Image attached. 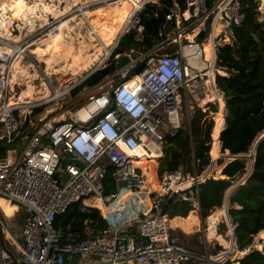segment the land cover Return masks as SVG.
I'll return each instance as SVG.
<instances>
[{
  "label": "built area",
  "instance_id": "1",
  "mask_svg": "<svg viewBox=\"0 0 264 264\" xmlns=\"http://www.w3.org/2000/svg\"><path fill=\"white\" fill-rule=\"evenodd\" d=\"M114 1L92 0L82 7ZM164 1L140 0L115 40L103 49L107 58L96 69L111 63L116 67L120 58H128L112 74L87 83L95 71L84 74L78 82L70 74L44 72L42 81L49 91L45 102L80 89L74 93L78 96L61 109L67 118L48 116L53 112L48 110L37 123L32 122L27 105L14 99L17 81L12 80L11 66L18 55L23 60L32 56V43L27 39L44 36L56 25L47 24L21 40H10L1 33L9 21L0 8V148H5L0 157V198L19 207L22 234L18 243L0 207V264H225L231 251L241 254L251 249L234 248L233 238L229 249L209 254L203 244L199 262H192L197 257L195 252L171 233V218L157 210L162 198L170 195L187 203L201 219L199 184L210 177L206 169L200 173L181 168L161 173L157 176L158 190L149 198L150 207L143 214L133 208L131 198L118 202L119 188L139 186L145 178L136 164L138 152L159 161L168 137L189 121L182 120V106L190 104L192 113L201 109L199 103L212 88L222 98L216 75L230 77L236 72L217 63V52L236 40L235 27L244 19L240 0ZM146 4L165 8L156 37L140 48L128 44L108 62V56L131 28L136 31L135 39L141 40L139 12ZM257 10L258 20L264 21L260 0ZM205 43L211 47L210 59L206 58ZM52 76L56 87L48 80ZM231 155L241 158L240 154ZM63 159L68 162L61 167ZM249 160V167L230 188L249 176L253 159ZM108 178L116 188L112 192L106 191ZM76 201H80L81 212L98 209L106 226H90L84 221L75 230L68 221L56 227V216ZM99 205L110 208L104 213ZM225 212L220 221L226 222L232 235L235 224L227 209Z\"/></svg>",
  "mask_w": 264,
  "mask_h": 264
},
{
  "label": "trees",
  "instance_id": "2",
  "mask_svg": "<svg viewBox=\"0 0 264 264\" xmlns=\"http://www.w3.org/2000/svg\"><path fill=\"white\" fill-rule=\"evenodd\" d=\"M164 2L169 3L168 0ZM240 2L244 19L235 27L236 40L232 46L221 47L217 52V63L229 71L234 69L236 72H231L232 79L218 74L215 77L217 87L229 98L224 100V125L219 132L214 133L217 138L219 133L221 151L227 150L230 154L247 153L256 138L264 131V21L258 20L259 0H240ZM164 13V7L146 4L139 12L140 23L143 25L141 40L135 39L136 31L131 28L121 37L112 55L123 52L128 44H133L137 48H140L141 44H149L156 37ZM141 66L135 71L140 70ZM103 71L94 72L86 82H98L104 75ZM78 89L80 87L74 89L72 94ZM219 109L223 111L224 106ZM209 111L216 112V105L210 104L206 110L194 109L189 121L183 123L184 125L177 129L172 137H168L160 160L147 161L152 175H156L155 172L158 175L179 168L189 172L195 169L200 173L209 165L211 132L214 125ZM155 163H157L156 169ZM245 167L244 159H232L221 170L220 175L224 177L210 176L199 184L202 218L221 206L231 181L240 177L245 172ZM114 190L115 186L108 178L106 191ZM228 201L227 213L231 222L235 224L233 228L235 244L238 250H244L251 246L253 237L264 230V137L256 143L251 173L235 188ZM79 204L80 201L73 202L63 213L58 214L55 226H62L68 221L72 222V229L75 230L80 229L84 221L90 226H106V221L101 217L98 209L91 208L89 212H81ZM0 207L6 216L10 215L9 222L12 226H20L17 215L19 208L14 210L15 207L6 201H1ZM157 210L169 218L181 216L179 218L183 219L192 212L187 203L175 200L174 196L170 195L162 198ZM226 227L225 221L218 222L216 233L227 238ZM171 233H174V229ZM180 234L182 243L191 248L197 256L192 262H199L198 256L202 253L203 246L198 241L197 235L192 237L181 231ZM217 247L222 248L220 245ZM236 261L239 264H264V251L251 247ZM226 264L231 262L227 260Z\"/></svg>",
  "mask_w": 264,
  "mask_h": 264
},
{
  "label": "bare ground",
  "instance_id": "3",
  "mask_svg": "<svg viewBox=\"0 0 264 264\" xmlns=\"http://www.w3.org/2000/svg\"><path fill=\"white\" fill-rule=\"evenodd\" d=\"M78 2H80V0H68L67 5L63 8V10L69 9L71 6L76 5ZM139 2L140 0H119V6L115 8V12L112 13L111 16L108 14L106 15V13L104 12L100 14V19L103 21V25L106 27V31L101 32L102 37L104 39V44L102 45V48H107L108 44L113 42L116 34L119 32L122 24L127 20L133 7H137L139 5ZM32 7H33L32 3L29 0H0L1 10L2 11L3 9L6 10L11 16V18L14 19L15 21H21V24H19L18 26L16 25L19 30L22 29L25 30V28L33 29L37 24H40V26L46 24L44 22H47L48 20L47 14L39 16L34 12H32ZM262 8H264L263 4H262ZM25 10L30 11L29 14L24 12ZM43 12L49 13L51 17H57L62 11H59L58 5L52 3H45L43 4ZM3 13L5 12L3 11ZM5 15L7 17L6 13ZM71 20H75L77 26L81 25L78 24V20H79L78 15L67 20H60L57 23L56 27H54L48 33H45L43 38L33 42L34 46L31 48L30 52L32 55H34L36 59L44 63L43 67H44V72H46V74H55L59 70L68 69L73 72L72 75H76L77 71L87 67L88 63L95 59L93 58V56L95 57L101 54L100 51L101 48L98 47L99 48L98 50L96 49V46L93 45L95 39L92 35L85 34L88 40L87 42L78 38L76 47L74 46L73 40L68 41L61 37L64 34V37L68 39L69 35L68 36L65 35L66 32H70L72 29L76 27L71 25L72 24ZM9 25L10 23L8 22V24L4 27V30H2L1 33L6 35L10 39H14V37L16 36H13V34L10 32V29L8 28ZM71 38L73 39V37ZM91 46L94 47L93 48L94 53H92L91 55L88 54L82 56V54ZM203 48L205 50L206 58L210 59L212 57L211 56L212 51L210 45L208 43H205L203 45ZM11 70H12L13 81H24L25 83V87L21 90L18 97L14 98L15 100H17L18 103H25L26 99H32L35 94H44L42 96L43 98L48 95L49 93L48 87L45 84V82L42 81V78H39L38 72L36 70L32 71L30 65L23 63V58L20 55L14 58L11 66ZM37 79L40 80L39 86L42 87L41 90H37L38 86H35L33 84V81ZM214 101L215 103L219 101V103L222 104V98L217 94L216 89L212 88L211 92H209L205 100H202L201 103H199V105L203 107L208 103H213ZM60 119L62 120L64 119V117L61 116ZM211 136L213 138V136L216 135L214 132H211ZM218 153L220 152L218 151L217 153L214 154L215 157L219 156ZM138 154L139 157L137 159L136 164H138L141 167L142 172L145 175V178L139 186L130 189L119 188L118 202L123 201L125 198H131V200L132 199L134 200L133 208L138 213L143 214L150 207L149 198H151L158 190V181H157L158 175L156 172H155L156 175H152L151 173L145 174V170L147 166L144 164V162L147 161L156 162L157 159L155 157L147 158L146 156L141 155L139 152ZM1 201H6L9 203V201L3 198H0V202ZM100 207L104 213L108 211V208H110V207L105 208L104 206H100ZM218 210L220 214H223V216L226 217V212L224 207H221ZM194 216L195 213L192 211L188 216V222L194 221L195 220L193 219ZM207 217H208L207 220L210 222V225L215 224L216 220L214 221L213 214ZM188 222L174 220L171 221V224L174 227L180 226V228L183 231L187 232L189 227ZM12 236L18 243L22 242L21 230H20L21 241L13 233ZM216 236L219 235L217 233L215 234L212 233V231L208 232L209 238H213ZM217 240H219L222 243L221 245H223L224 247L228 249L230 248L231 244L227 245L225 239L217 238Z\"/></svg>",
  "mask_w": 264,
  "mask_h": 264
},
{
  "label": "rangeland",
  "instance_id": "4",
  "mask_svg": "<svg viewBox=\"0 0 264 264\" xmlns=\"http://www.w3.org/2000/svg\"><path fill=\"white\" fill-rule=\"evenodd\" d=\"M29 1H31L32 6H33L32 7V12H34L35 14H37L39 16H42V15L47 14L48 20H47V22H44L46 24H44L42 26H40V24H37L33 29L25 28V30L24 29L19 30L17 26L19 24H21V21H15L14 19L11 18V16L9 15V13L6 10L3 9V11L7 14V17L9 19L10 25L13 23L12 29H13L14 32H12V34H13V36H16V37H14L15 41H18V40L23 39L25 36H27L28 34H30V32H32V30H35V31L41 30L42 28L46 27L47 24H53L54 23L55 25H57V23L60 20H67V19H70V18L75 17L76 15H78V19H79L78 20V24H81V25L80 26H77V24L75 23V20H71L72 21V24L71 25L74 26V27L76 26V27L74 29H72L70 32H66L65 35H67V36L69 35V38L68 39L64 37V34L61 37L64 38V39H66V40H68V41L73 40L74 41V46L76 47L78 38H80V39H82V40H84V41L87 42L88 40H87L85 34L86 35H92L94 37V39H95V42H94L93 45H95L96 46V49H98V50H99L98 47L101 48V50H100L101 51V54H99V55H97L95 57L93 56V58H95V59L93 61L89 62L88 65H87V67H85L83 69H80L79 71H77L76 75L71 76L72 79H73V81L74 82H78L83 77L84 74H86L88 72H94V71L96 72V71H99V70H102L103 71L105 68H107V69H105L102 72V74H104L103 77L105 75H110V74H112L114 72V70H115L116 67L112 63L109 64L106 67H103L102 69H96V68L98 67V63L101 60H103V58H107L106 55H105V52L103 51L104 48H102V45L104 44V39H103L102 34H101L102 31H106V27L103 25V21L100 19V14L104 12V13H106V15L108 14V15L111 16L112 13L115 12V8L119 6V0H116V1H114L112 3H107V4H104V5H97V4L96 5H93L92 4L91 6H89V8H85V7L83 8L82 5L85 4L86 2H89V1H92V0H80V2H78L76 5H73L69 9H65V10H63V8L67 5V1L68 0H29ZM262 1L260 0V3H262L264 5V1L263 2ZM45 3H52V4H55V5H58L59 6V11H62V12L57 17H51L49 15V13L43 12V4H45ZM24 12H26L27 14H29L30 11L25 10ZM85 18H86V21H85ZM87 21L92 26H90ZM93 26H94V28H93ZM8 28H9V26H8ZM129 28H131V27H129ZM43 33H45V30H43ZM17 35H19V36H17ZM70 36L73 37V39ZM4 37L8 38L6 35H4ZM41 38H43V36H41L40 34H37L36 36H33L31 39H27L28 42L31 41V43H32V45L30 46L29 49H31L34 46L33 45V42L34 41L39 40ZM14 39H10V40H14ZM114 40H115V38H114ZM110 44H108V46H110ZM93 48L94 47H92V46L89 47L82 54V56H85V55H88V54L91 55L92 53H94V49ZM112 61H113V55L110 54L108 56V62H112ZM23 63H25L27 65H30L31 70L32 71L36 70L38 72L39 78H42L43 79V73H44V67H43L44 66V63L43 62H41L40 60L36 59L34 57V55H32V56H30L28 58H25L23 60ZM57 74H59V75H63V74H66V75L67 74H70V75H72L73 72L71 70H68V69H63V70H59L57 73H55V76ZM54 79L55 78L52 76L48 80H52L51 84H53L56 87L57 83L55 82ZM22 82H23V84H22ZM33 84L35 86H38L37 90H41L42 89V87L39 86V84H40V80L39 79L34 80L33 81ZM24 87H25L24 81H17V84L13 87L14 93H15L14 94L15 97H18L19 93L21 92V90ZM43 95L44 94H35L32 99H26L25 103H23L24 105H27L26 109H27V111H29V114L32 115V122L33 123H37V120L40 117H42V115L46 114L48 110L49 111L50 110L53 111L50 114L47 113L48 116L49 115H54L55 118L60 119L61 118L60 117V114L62 112V114H64L63 117H66V113L63 110H61L62 107H64L67 104H69L71 101H73L75 99V97L78 96L77 94L74 95V94H72L70 92V94H68L64 98H58L56 100H52V101H49V102H45L44 101V98L48 97V95L46 97H44V98L42 97ZM210 104H214V103H208V104H206L205 106L201 107V110H203V109L206 110L209 107ZM215 105H216L217 111L216 112L209 111V114L211 115L212 120L214 121V125H213V128H212V132H219L220 129L222 128V126L224 125V122H223V120H224L223 119V115H224V109H225L224 100H222V104H220L219 101H218L217 103H215ZM221 106H224L223 111L219 109V107H221ZM189 107H190V104H187V105H183L182 106V120H184V121L188 120L190 118L191 114H192V110ZM194 107L196 108L195 104H194L193 108ZM36 109H38V110L36 111ZM217 140H218V138L216 136H214V138H212L211 146H210V150H209L210 161H211V158L212 159L215 158V160H213L212 163L210 162L209 165L207 167H205V169L207 170V174L209 176H213L214 178L221 177L220 174H221L222 168L225 166V164H227L229 161H231L233 159L229 155V153H228L227 150H225L226 152L225 151L222 152L220 150L219 151L220 152L219 153V156L218 157H215V155H214V152L216 153V149L215 148H216V146H219V142ZM218 150H219V148H218ZM251 153H252V147H251V149L247 153H241V155L242 156H248V154H251ZM2 155H4V151H0V157ZM241 159H244L246 161V167L245 168L247 169L249 167L250 163H251L250 160H249V158L242 157ZM156 168H157V163H155V169ZM159 175L160 174L158 173V176ZM223 177H224V175H223ZM235 181H236V179L235 180H232L231 181V185ZM231 185L225 191L224 198H223V202H222V204H221V206L219 208H221V207H224L226 209L228 208L229 201H226L225 202V200H224L225 199V196L227 198H229L230 195L235 191V188L238 186V184L237 185H234V187H232L230 189ZM8 204L11 205V206H14L15 207L14 210H16V209L19 208L18 206H15L11 202H9ZM216 210H217V208H216ZM212 212H210V214ZM4 214H5V212H4ZM218 215H219V212H214L213 213L214 221H215V217H217ZM227 215H228V213H227ZM5 217H6V220H7L8 224H9V226L12 227L10 229L11 232L20 240V229H19V227H14V226L11 225V223L9 222L10 215L9 216L8 215L6 216V214H5ZM220 217L222 218V216H218L217 217L215 223L220 220L219 219ZM201 220H202L203 226H201L200 223H199V225L201 227V231L198 232V237L200 235V239H201V236H202L203 233H204V235L206 234V230L203 231V229H202V228L206 229V225L204 224L205 223V220H206V217L205 218H202L201 217ZM20 222L21 221L18 218L19 225H20ZM195 222H197V221H195ZM180 231L182 233H184V234H188V233H185V232H183L182 230H180L178 228H175L174 229V233L173 234H175L177 237H179L180 241L182 242V238H181ZM209 231H212V233H214V234L216 233L215 232V224L212 225V228H210L208 230V232ZM228 231L229 230L226 227L227 238H224L223 236H221L219 234L218 235L220 237L219 236H216V238H221V239H225L226 241H230V239L232 238V236H230L231 234H229ZM214 243L219 244L220 246H222V248H218L217 246H213ZM8 244L10 245V243H8ZM200 244L203 245L202 243H200ZM206 246H207V251H208L209 254L220 253L221 251H225V250L228 249V248L224 247L223 245H221L219 243V241H217V240H212L210 243H207ZM251 246H252V248H255V249L263 250L264 251V231L263 230H261L259 233H257L253 237V241H252ZM233 247L236 248L235 245ZM244 252H242L240 254L239 252H236L235 250H233V251H231L229 253V258L227 260H229L231 263H235L236 262V259L238 257H240Z\"/></svg>",
  "mask_w": 264,
  "mask_h": 264
},
{
  "label": "crops",
  "instance_id": "5",
  "mask_svg": "<svg viewBox=\"0 0 264 264\" xmlns=\"http://www.w3.org/2000/svg\"><path fill=\"white\" fill-rule=\"evenodd\" d=\"M85 21H86V18H85ZM88 22V21H87ZM88 24L90 25V26H92L89 22H88ZM93 28H94V26H93ZM117 36V35H116ZM116 38V37H115ZM212 56V55H211ZM210 56V57H211ZM224 113H225V109H224ZM223 122H224V120H223ZM223 127V126H222ZM222 129V128H221ZM220 129V130H221ZM218 139H219V133H218ZM219 142V141H218ZM218 148H219V150H218ZM217 151H216V153L218 152V151H220L221 149H220V142H219V146H216V148H215ZM215 154V153H214ZM219 154V153H218ZM212 159V158H211ZM212 160H215V158L214 159H212ZM144 164L147 166V168H146V170H145V174H150V168H149V165L147 164V162H144ZM209 171V170H208ZM221 177H223V175L221 176ZM219 208H217V210H218ZM216 209L211 213V214H213L214 212H218ZM190 212V211H189ZM210 214V215H211ZM209 216V215H208ZM218 216H223V214H220V212H219V215ZM217 216V217H218ZM179 217H181V216H175V217H173V218H171V220H170V224H171V221H177V220H180V221H182V222H188V214H187V216H186V218L185 219H183V218H179ZM217 217H215V220L217 219ZM208 218V217H207ZM207 218H206V220H205V225L207 224V229H204V228H202L203 229V231L204 230H206V234L204 235V233L202 234V236H201V239H200V235H199V237H198V232L199 231H201V227H200V225L201 226H203V223H202V220L197 216V215H195L194 217H193V219H195L194 221H191V222H188L189 224V227H188V231L186 232V231H183L181 228H180V226H173L172 224H171V226H173L174 227V229L177 227L178 229H180V230H182L183 232H185V233H188V234H192V233H194V235L192 236V237H194L195 235H197V239H198V241L200 242V243H202V244H205V245H207V243H210L212 240H217V238L216 237H213V238H209L208 237V230L210 229V228H212V225H210V222L207 220ZM195 221H197V222H195ZM220 221V220H219ZM199 223H200V225H199ZM202 223V224H201ZM197 226V227H196ZM19 227V226H18ZM214 227V226H213ZM193 230V231H192ZM192 231V232H191ZM215 232H216V230H215ZM201 234V233H200ZM217 241H219V240H217ZM226 241V240H225ZM219 243L220 244H222L220 241H219ZM226 243H227V245H229V244H231V242L230 241H226ZM217 245H219V244H216V243H214V245L213 246H217ZM203 246V245H202ZM207 247V246H206Z\"/></svg>",
  "mask_w": 264,
  "mask_h": 264
},
{
  "label": "water",
  "instance_id": "6",
  "mask_svg": "<svg viewBox=\"0 0 264 264\" xmlns=\"http://www.w3.org/2000/svg\"><path fill=\"white\" fill-rule=\"evenodd\" d=\"M128 61V58L127 57H122V58H120L119 59V61L117 62V64H116V67L117 68H120L121 66H123L126 62ZM229 78H233V76H230ZM222 98H223V100H226V99H228L229 98V96H227V95H225V94H223L222 95ZM264 137V131H263V133H261L257 138H256V140L254 141V144H253V154L251 153V154H249L248 156H242L241 154L240 155H238L239 157H248V158H250V159H253V162H254V154H255V146H256V143L261 139V138H263ZM4 149L5 148H0V151H4ZM229 153V152H228ZM229 155L231 156V157H233V155H231L230 153H229ZM236 157H234V159H235ZM66 162H68V160H66V159H63L62 161H61V167H63V165L66 163ZM211 163L213 162V160L211 159V161H210ZM253 167V166H252ZM231 189V188H230ZM225 202L226 201H228V198L225 196ZM225 210H226V208H225ZM177 228V227H176ZM192 236L194 235V233H192L191 234ZM232 236V238L231 239H233L234 238V236H233V234L231 235Z\"/></svg>",
  "mask_w": 264,
  "mask_h": 264
}]
</instances>
